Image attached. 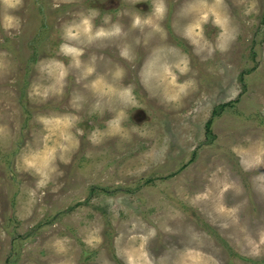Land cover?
Returning <instances> with one entry per match:
<instances>
[{
    "label": "rangeland",
    "instance_id": "1",
    "mask_svg": "<svg viewBox=\"0 0 264 264\" xmlns=\"http://www.w3.org/2000/svg\"><path fill=\"white\" fill-rule=\"evenodd\" d=\"M0 264H264V0H0Z\"/></svg>",
    "mask_w": 264,
    "mask_h": 264
},
{
    "label": "clouds",
    "instance_id": "2",
    "mask_svg": "<svg viewBox=\"0 0 264 264\" xmlns=\"http://www.w3.org/2000/svg\"><path fill=\"white\" fill-rule=\"evenodd\" d=\"M19 2V0H17V3ZM157 11H162V9H157ZM88 21H85V24H87ZM136 23H139V20L136 21ZM117 31H119V29H117ZM98 35H104L103 31L99 32ZM69 51H71V49H69Z\"/></svg>",
    "mask_w": 264,
    "mask_h": 264
},
{
    "label": "trees",
    "instance_id": "3",
    "mask_svg": "<svg viewBox=\"0 0 264 264\" xmlns=\"http://www.w3.org/2000/svg\"><path fill=\"white\" fill-rule=\"evenodd\" d=\"M210 130H211V127H210V124L208 123V126H207V132H208V134L211 133Z\"/></svg>",
    "mask_w": 264,
    "mask_h": 264
}]
</instances>
